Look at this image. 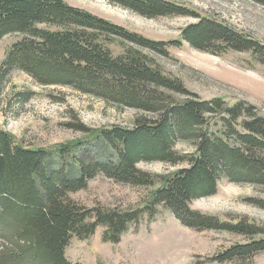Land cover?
Wrapping results in <instances>:
<instances>
[{"label": "trees", "instance_id": "trees-1", "mask_svg": "<svg viewBox=\"0 0 264 264\" xmlns=\"http://www.w3.org/2000/svg\"><path fill=\"white\" fill-rule=\"evenodd\" d=\"M107 1L146 19L196 22L177 40L156 41L63 0H0V42L12 34L22 36L7 49L0 82L18 71L38 85L72 88L147 114L132 129L77 127L86 141L52 152L25 148L0 129V264H73L67 257L72 239L87 240L103 228V242L118 244L131 225L154 216L160 206L194 231L247 237L264 232L244 219L223 221L191 208L195 200L215 196L224 179L264 187V117L244 101L202 100L152 57L168 58L186 44L216 57L250 54L264 65V45L169 0ZM252 1L264 6V0ZM26 95L19 94L25 100L31 96ZM180 142L194 143L195 152L178 153ZM142 162L183 168L153 175L138 168ZM99 176L153 188L150 203L121 212L89 209L71 198ZM246 203L264 209L262 200ZM262 252L264 240L254 241L213 261L246 260Z\"/></svg>", "mask_w": 264, "mask_h": 264}, {"label": "rangeland", "instance_id": "rangeland-1", "mask_svg": "<svg viewBox=\"0 0 264 264\" xmlns=\"http://www.w3.org/2000/svg\"><path fill=\"white\" fill-rule=\"evenodd\" d=\"M63 1L156 41L177 40L184 28L196 22L182 17L146 19L107 0ZM169 1L223 22L264 45V6L252 0ZM21 38L12 34L0 42V67L7 49ZM152 57L167 75L182 81L202 100L221 98L230 105L244 101L264 117V65L254 62L250 54L230 52L216 57L185 44L172 50L168 58ZM20 93L31 96L25 100ZM175 99L184 98L175 96ZM146 115L72 88L38 85L18 71L5 74L0 82V129L14 135L29 149L52 152L69 142H84L87 135L76 130L81 126L91 130L132 129L137 119ZM175 149L180 154H192L195 145L180 142ZM138 168L153 175H170L183 166L142 162ZM153 191L99 176L90 182L87 190L72 194L71 198L89 209L127 212L145 208ZM248 199L264 201V187L224 179L215 196L195 200L191 208L223 221L244 219L264 231V209L247 204ZM103 233L104 229L99 228L87 240L72 239L67 249L69 261L73 264H264V252L246 260L213 261L234 246L264 240V232L247 237L227 231H194L182 226L163 206L157 208L154 216L147 214L131 225L118 244L103 242Z\"/></svg>", "mask_w": 264, "mask_h": 264}]
</instances>
